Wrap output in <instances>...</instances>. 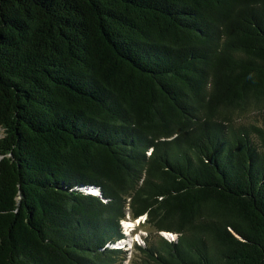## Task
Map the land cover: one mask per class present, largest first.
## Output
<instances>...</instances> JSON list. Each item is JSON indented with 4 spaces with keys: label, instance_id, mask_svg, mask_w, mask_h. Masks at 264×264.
<instances>
[{
    "label": "trees",
    "instance_id": "1",
    "mask_svg": "<svg viewBox=\"0 0 264 264\" xmlns=\"http://www.w3.org/2000/svg\"><path fill=\"white\" fill-rule=\"evenodd\" d=\"M253 108L264 0H0V264H264Z\"/></svg>",
    "mask_w": 264,
    "mask_h": 264
},
{
    "label": "rangeland",
    "instance_id": "2",
    "mask_svg": "<svg viewBox=\"0 0 264 264\" xmlns=\"http://www.w3.org/2000/svg\"><path fill=\"white\" fill-rule=\"evenodd\" d=\"M236 121L245 123H257L264 127V110L250 109L246 113L235 116ZM0 130V137H1ZM88 191V188L86 189ZM92 191V190H90ZM89 192V191H88ZM145 216L141 217L140 220L127 219L123 221V234L125 235L124 240L119 239L118 241L112 242L108 247L120 248L130 253V259L125 264H137L140 258V251L132 246L137 241L140 244L147 243L149 238H154L156 231L150 224H145ZM144 223V225H143ZM160 234V233H159ZM161 235V234H160Z\"/></svg>",
    "mask_w": 264,
    "mask_h": 264
},
{
    "label": "water",
    "instance_id": "3",
    "mask_svg": "<svg viewBox=\"0 0 264 264\" xmlns=\"http://www.w3.org/2000/svg\"><path fill=\"white\" fill-rule=\"evenodd\" d=\"M164 236H166L169 239H172L175 235H173L172 233H169V232H165Z\"/></svg>",
    "mask_w": 264,
    "mask_h": 264
},
{
    "label": "clouds",
    "instance_id": "4",
    "mask_svg": "<svg viewBox=\"0 0 264 264\" xmlns=\"http://www.w3.org/2000/svg\"><path fill=\"white\" fill-rule=\"evenodd\" d=\"M126 220V219H125ZM125 220H123V221H125ZM163 235H164V233H163ZM166 237V236H165ZM167 238V237H166Z\"/></svg>",
    "mask_w": 264,
    "mask_h": 264
},
{
    "label": "built area",
    "instance_id": "5",
    "mask_svg": "<svg viewBox=\"0 0 264 264\" xmlns=\"http://www.w3.org/2000/svg\"><path fill=\"white\" fill-rule=\"evenodd\" d=\"M173 238H174V237H173ZM173 238H172V239H173ZM168 239H169V238H168Z\"/></svg>",
    "mask_w": 264,
    "mask_h": 264
}]
</instances>
